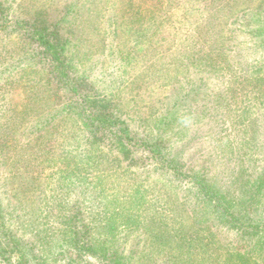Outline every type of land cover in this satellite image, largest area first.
<instances>
[{"label":"rangeland","instance_id":"374dc122","mask_svg":"<svg viewBox=\"0 0 264 264\" xmlns=\"http://www.w3.org/2000/svg\"><path fill=\"white\" fill-rule=\"evenodd\" d=\"M0 9V264H264V0Z\"/></svg>","mask_w":264,"mask_h":264},{"label":"trees","instance_id":"16d2710c","mask_svg":"<svg viewBox=\"0 0 264 264\" xmlns=\"http://www.w3.org/2000/svg\"><path fill=\"white\" fill-rule=\"evenodd\" d=\"M0 13H1V9H0ZM14 24L16 25H21L20 21L15 20ZM54 31V30H52ZM52 31H48L47 28L43 27V28H34V31L32 33V37L35 41H37V43L39 44V46H41L43 48V51L46 53H50L51 56L55 57V59L57 60L59 67H61V72H63V67H65L63 60L58 57H60V51L64 50V45L66 44V40L65 43H57L56 41H51L53 40L52 38H54V34L52 33ZM55 42V43H54ZM62 77H59V81L61 80ZM67 84V83H66ZM70 85H68L69 87ZM67 87V85H66ZM85 103L90 104L92 107H94L95 105H102L104 104L101 101H98L97 99H93L90 101V99L88 97L83 99V103L82 106L80 105L79 109H81V111L85 112L83 113L84 118L82 121V126L83 128L87 129V131L89 130V135L92 136H96L98 134V132H100L101 130H105L108 126V128L110 129L109 132H111V127L115 128L114 130L116 132L113 131V136L116 138H119V135L124 134L125 138L128 140L129 137V126L127 125L125 120L120 119L119 117L115 116L113 117L111 114H109L108 112H104V113H96L94 111L89 112V111H85L84 106ZM74 104L73 103H66L64 105V107L62 108V111H64V113H68L69 110H73L74 109ZM106 107V106H105ZM52 116H50L49 120L52 121ZM106 127V128H104ZM113 130V129H112ZM42 128L39 124L35 125V129L34 131H32V133L37 134V138L40 139L42 137V134H40L42 132ZM102 134V133H101ZM103 136V135H102ZM99 140V139H98ZM119 145H121L120 149L122 150L125 145L124 143L121 144V140L119 142ZM42 149V148H41ZM62 153L64 155H66L65 150H61ZM44 154V152H43ZM46 155V154H45ZM63 167V172H66L67 175L71 176L69 172L67 170H70V167L68 165H62ZM69 167V168H68ZM114 264V263H113ZM118 264V263H115Z\"/></svg>","mask_w":264,"mask_h":264}]
</instances>
